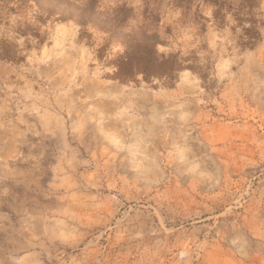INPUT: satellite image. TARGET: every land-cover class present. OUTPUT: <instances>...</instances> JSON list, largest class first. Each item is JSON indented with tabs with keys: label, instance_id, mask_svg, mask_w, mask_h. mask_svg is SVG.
Wrapping results in <instances>:
<instances>
[{
	"label": "rangeland",
	"instance_id": "obj_1",
	"mask_svg": "<svg viewBox=\"0 0 264 264\" xmlns=\"http://www.w3.org/2000/svg\"><path fill=\"white\" fill-rule=\"evenodd\" d=\"M0 264H264V0H0Z\"/></svg>",
	"mask_w": 264,
	"mask_h": 264
},
{
	"label": "crops",
	"instance_id": "obj_2",
	"mask_svg": "<svg viewBox=\"0 0 264 264\" xmlns=\"http://www.w3.org/2000/svg\"><path fill=\"white\" fill-rule=\"evenodd\" d=\"M197 95H198V97L204 96L203 92H199V91H198ZM42 119L44 120L43 122L46 125L51 124V122H52V118L47 114H43ZM15 182H16V186L19 188L24 186V183H21V181L18 179ZM27 215H29V218H31V220L33 219L35 222L39 221L41 224L46 225V220H45L44 214L41 213L40 211H38V212L29 211ZM45 227L47 228V226H44V228ZM30 238L33 239L34 237L31 236Z\"/></svg>",
	"mask_w": 264,
	"mask_h": 264
}]
</instances>
